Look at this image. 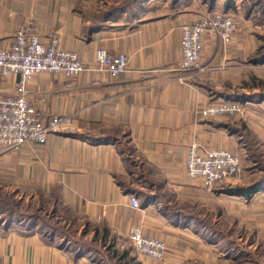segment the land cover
<instances>
[{
	"label": "crops",
	"instance_id": "crops-1",
	"mask_svg": "<svg viewBox=\"0 0 264 264\" xmlns=\"http://www.w3.org/2000/svg\"><path fill=\"white\" fill-rule=\"evenodd\" d=\"M237 1L137 0L124 8L113 0H0V50L13 44L19 25L31 24L45 44L58 33L61 46L85 64L76 78H32L38 112L69 116L73 126L52 133L44 145L0 148V203L5 197L22 207L47 204L59 221L68 218L78 234L84 230L86 240H68L30 213L0 210V264H95L88 242L114 243L137 226L180 248L172 260L191 257L194 250L178 246L199 240L197 217L189 214L215 196L188 176V151L194 144L202 150L236 146L224 124L199 111L230 97L222 89L238 82L239 48L222 55L206 38L207 73L180 82L181 27L207 13L239 12L244 5ZM99 49L126 54L127 71L116 78L99 71ZM17 80L0 74V95H15ZM133 196L140 209L131 205Z\"/></svg>",
	"mask_w": 264,
	"mask_h": 264
},
{
	"label": "rangeland",
	"instance_id": "rangeland-1",
	"mask_svg": "<svg viewBox=\"0 0 264 264\" xmlns=\"http://www.w3.org/2000/svg\"><path fill=\"white\" fill-rule=\"evenodd\" d=\"M117 1L120 2L119 7L126 6L125 8L137 2V0H113V2ZM233 1L238 3L237 0ZM243 5L244 7H242ZM239 6L242 7L239 12L231 11L229 13L237 25L236 31L226 41L218 30L206 32L202 37L201 53L205 70L199 73L191 72L184 78L186 81L187 78L201 77L207 73L208 67L204 58L206 38L210 40L211 49L220 47L222 55H230L232 48H239L236 54L237 70L233 72L238 77V82L222 89L223 92H226L223 94L230 95V97L222 102L207 106H226L227 102H234L237 105H230L225 108L223 113L206 120L224 124L229 134L233 136L237 147L234 146L229 150L218 148V150L229 152L232 150L231 153L241 158L242 176L235 180L219 183L213 189L204 186L208 191L214 193L215 197L205 200L199 206L192 207L193 210L189 215L197 217L198 220L193 231H196L197 233H195L200 236H197L199 240L190 239L193 246H190V243L178 245L194 250L191 257L185 259L183 263L172 260V258L176 259L174 256L177 254L175 253H178L180 248L173 247L171 249L166 244L165 258L158 261L130 254L131 244L128 240H126L124 249L117 248L116 241L123 238L120 237L114 243L104 246L96 245L92 241L87 243L88 246L96 250L90 256L95 264H151L152 262L156 264H264V59H262L264 57V0H243V3L239 1ZM216 14L227 13L218 12ZM209 15L212 14L207 13L200 20ZM250 16L251 19L248 20ZM200 20L194 23L200 22ZM21 25L25 26L26 24ZM31 26L38 31L34 25ZM56 34L59 46L62 47L60 36L58 33ZM180 76L182 74L177 72L176 77ZM21 150L9 152H20ZM233 188H256L260 191L251 196H237L228 193V190ZM2 199L5 202L0 203V210L7 212V215L12 213L20 215L22 211L30 213L55 226L57 232L64 238L77 240L85 245L84 230L78 234L75 227L68 226V218L65 223L59 221L54 217L51 206L29 204L25 205L27 207H22L20 201L5 197ZM41 207L44 209L38 211ZM62 221L64 222V220ZM70 247L77 248L74 245ZM168 258L170 259L167 260Z\"/></svg>",
	"mask_w": 264,
	"mask_h": 264
},
{
	"label": "built area",
	"instance_id": "built-area-1",
	"mask_svg": "<svg viewBox=\"0 0 264 264\" xmlns=\"http://www.w3.org/2000/svg\"><path fill=\"white\" fill-rule=\"evenodd\" d=\"M237 25L229 14H212L200 22L187 24L181 28L182 60L176 70L182 76L177 79L185 82L184 76L191 72H203L201 60L202 37L209 30H218L226 41L236 31ZM98 70L111 77H119L127 71L129 58L124 53L109 54L104 49L96 52ZM85 70L79 55L59 46L58 35L45 44L38 31L31 25L17 28L13 44L0 50V74L3 77L17 76L16 92L13 96L0 95V148L3 151H19L28 144L44 145L49 136L62 129L73 126V118L57 115L43 117L33 102L29 88L34 76L48 73L76 78ZM226 106L211 105L202 108L199 114L207 119L224 112ZM186 170L189 177L200 179L208 189L217 184L235 180L242 176L241 158L227 150H202L193 145L189 148ZM131 205L140 209L137 197L131 198ZM126 240L131 244L130 254L153 260H163L167 252L165 242L156 237L144 235L140 226L134 227L129 234L116 241V247L124 249Z\"/></svg>",
	"mask_w": 264,
	"mask_h": 264
},
{
	"label": "trees",
	"instance_id": "trees-1",
	"mask_svg": "<svg viewBox=\"0 0 264 264\" xmlns=\"http://www.w3.org/2000/svg\"><path fill=\"white\" fill-rule=\"evenodd\" d=\"M126 6H124L125 8ZM264 59V57L262 58ZM260 191L256 188H233L228 190V193L231 195H237V196H251L253 193Z\"/></svg>",
	"mask_w": 264,
	"mask_h": 264
}]
</instances>
